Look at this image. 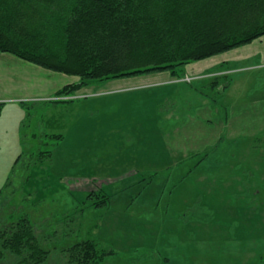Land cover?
I'll use <instances>...</instances> for the list:
<instances>
[{"label": "rangeland", "instance_id": "1", "mask_svg": "<svg viewBox=\"0 0 264 264\" xmlns=\"http://www.w3.org/2000/svg\"><path fill=\"white\" fill-rule=\"evenodd\" d=\"M249 61L233 63L216 101L197 79L56 101L74 76L0 52V221L28 216L45 264H65L63 248L88 238L115 250L102 264H264V225L218 223L233 205L240 221L264 220V64L255 50ZM93 190L109 195L104 206Z\"/></svg>", "mask_w": 264, "mask_h": 264}, {"label": "trees", "instance_id": "2", "mask_svg": "<svg viewBox=\"0 0 264 264\" xmlns=\"http://www.w3.org/2000/svg\"><path fill=\"white\" fill-rule=\"evenodd\" d=\"M263 35L264 0H0V52L77 77L55 97L94 80L161 71L181 77L186 64ZM92 195L94 207L109 197ZM43 240L28 216L0 221V264H45ZM114 253L93 238L63 248L65 264H102Z\"/></svg>", "mask_w": 264, "mask_h": 264}, {"label": "crops", "instance_id": "3", "mask_svg": "<svg viewBox=\"0 0 264 264\" xmlns=\"http://www.w3.org/2000/svg\"><path fill=\"white\" fill-rule=\"evenodd\" d=\"M245 46H247L249 48H242L244 46H241V47H237L235 49H231V50L222 52L220 54H217V55H214V56L202 59V60H198V62H195V63H197V66H195V67L193 66L192 70L189 72V75H185L183 78H176L175 76H172L170 74V72H165V71L164 72L168 73V74H166L165 76H162V73H164V72L161 71V72L144 74V75H139V76L103 80L100 82V84H95L94 82H92L90 84L84 85L81 88L90 89L91 87L99 88L101 86V88H103L101 90L96 89L95 91H88L89 94L97 95V94H101V93H105V92L115 91L113 89L125 88V87L130 88V89H137L136 87L140 86L141 88L139 91H141L142 89H144V87H148L147 86L148 84H156V82L159 81V82H167V83H178V87L180 89V87H181L180 84H187V86L189 88L193 87L191 85V83L194 79H197L199 81L195 84L194 88H196V89L199 88L202 91H207L208 89L213 88L212 89L213 96L210 97L209 93H205V92L204 93H205V95H208L210 98H212L213 101H216L217 96L223 95L225 93V91L229 88V86L231 85L232 76H231L230 72L233 70H235V71L241 70V68L235 69L233 67V63L235 61L246 60L250 63V65H249L250 68L254 69L253 67L256 66L257 63L252 65V63L249 61V59L252 56L253 51L255 50L256 53L261 54L262 63L264 64V36L261 38V40H259V42L254 41L253 43L247 44ZM185 66H184V73H185ZM197 67H199V68H197ZM6 76H7V78L12 77L15 79V77L13 75L6 74ZM186 78H189L190 80H187ZM76 79H77V77L74 78V80H76ZM10 81L13 82L12 79ZM105 83H107V84H105ZM209 84H210V86L207 87ZM204 89H206V90H204ZM131 92L134 93L135 91H131ZM187 92L188 91L184 90V89H182V91H181L182 95L183 96L185 95V97L188 96V94H191V93H187ZM198 92H200V91H198ZM200 93L204 94L203 92H200ZM81 94L85 95V92H81ZM145 94H146L145 92L141 91V93L139 94V96H140L139 98H142ZM118 102L121 104L120 99H117V111L121 110V108H122V106ZM167 119H168V114H167ZM150 172H151V174L153 173L152 170ZM240 194L241 193L235 192L232 195L238 196ZM246 200L248 202L249 198H247ZM209 201H210V199H209ZM246 207L250 208L251 206L248 203H246ZM233 209H235L234 205L229 207V210L231 211L229 213H230V215L232 214V216H230V219L228 221H222V222L218 221V223H222L223 225H226V227H229L231 229L235 228V232H237V229L241 228V226L244 228L245 227L252 228V226H254V228H256L257 231H258V228L262 229V227H263L262 225H264V220L259 221L257 219L256 221H254V220L250 219L249 222L243 221V220L240 221L238 218L239 215ZM252 233H253V231H252ZM234 236H236V233H234ZM217 237L218 236H216V239H217ZM239 249H244V248L240 247ZM240 253H241V251H239L237 254H240ZM215 254L217 255L218 253H215ZM219 254H221L222 256L225 255L224 253H219ZM234 254H235V250H234ZM228 255H229L228 256L229 259H235V260L239 259V258L235 257L236 254L234 255V257L231 253Z\"/></svg>", "mask_w": 264, "mask_h": 264}, {"label": "built area", "instance_id": "4", "mask_svg": "<svg viewBox=\"0 0 264 264\" xmlns=\"http://www.w3.org/2000/svg\"><path fill=\"white\" fill-rule=\"evenodd\" d=\"M187 80H189V78H186Z\"/></svg>", "mask_w": 264, "mask_h": 264}]
</instances>
